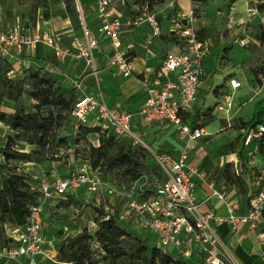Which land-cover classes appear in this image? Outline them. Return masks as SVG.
Wrapping results in <instances>:
<instances>
[{"label": "built area", "instance_id": "built-area-1", "mask_svg": "<svg viewBox=\"0 0 264 264\" xmlns=\"http://www.w3.org/2000/svg\"><path fill=\"white\" fill-rule=\"evenodd\" d=\"M247 2L256 7L259 0ZM80 9L77 4L81 23L79 31L72 28L67 32H58L41 27L36 29V26L32 30L28 21H16L8 26L0 24V57L18 62L25 52L32 53L38 47H47L53 51L56 63L74 58L82 61L88 69L93 66L95 51L105 43L109 50L106 66L115 69L123 77L133 75L135 69L132 58L121 41L122 30L124 27L146 24L149 27L147 42L151 43V39L160 34L161 22L157 13L149 11L147 6L143 5L141 8L135 7L137 13L125 16V20L111 6L110 0H97V25L95 29H91ZM255 9L249 7L250 11ZM170 23L171 35L177 48L166 51L161 63L153 72H143L139 75L145 99L138 114L146 124L169 122L175 125L176 137L182 145L177 154L156 151L132 130L134 114L119 103H107L96 77V69H92V74L96 77L94 93L84 92V73L71 78L68 85L76 93L71 109L72 133L76 134L81 129L98 125L109 128L116 137L127 139L132 145L149 153L163 176L162 181L154 185V188H149L148 178L143 175L128 185L116 186L101 180L85 161L80 169L63 177L41 182L38 203L31 208L26 224L8 230V235L15 245L0 248V264H39L40 258L55 261L53 259H56L57 250L54 243L47 240L43 234V210L46 205L54 207L56 199L75 194L79 188L93 194L100 192L105 201L110 198H127V208L123 215L120 214L119 220L123 223L124 217L127 216L136 223L141 232L153 235L157 246L163 251H168L185 261L193 255H198L202 264H222V259H229L217 232V226L224 220L230 223L232 229L248 225L251 231H258V236L264 239V232L261 230L264 226V156L260 157L261 164L249 159L242 161L241 165L238 156L236 164L233 163L236 175L240 176L246 185L245 195L236 190L238 196H234L211 182L208 183L209 195L202 201L196 197V180L203 181L207 178L198 166L191 162V148L192 143L206 136L207 132L204 127L189 122L187 117L196 103L198 89L205 75V59L211 52V46L206 40L197 38V29L190 14L186 15L181 11L171 13ZM229 85L236 89L240 82L231 78ZM91 117L98 122L89 125ZM262 135L264 124L243 129L242 147H251L253 141ZM240 154L254 155H244L242 152ZM213 197L223 203L226 209L224 216L217 214L213 207H203V204L209 203ZM240 200L246 202L242 212Z\"/></svg>", "mask_w": 264, "mask_h": 264}, {"label": "rangeland", "instance_id": "rangeland-1", "mask_svg": "<svg viewBox=\"0 0 264 264\" xmlns=\"http://www.w3.org/2000/svg\"><path fill=\"white\" fill-rule=\"evenodd\" d=\"M167 1L169 0H163L161 3L152 6L153 11L158 12L160 21L168 14L178 10L186 15L190 14L194 27L197 30L205 29L203 37L212 47V64L208 73L211 98L207 91L199 92L200 102L206 98L209 103L203 112V116L198 117L199 122L204 124V128L212 132V136L199 139L192 151L203 150L212 159L218 160L225 157V160L228 154L233 153V148L237 143V138L231 140L228 138L229 133L232 131L236 133L246 126L244 123L264 121V9L259 8V5L264 1L259 0L256 7L254 4H248L247 0H235L229 7H227L228 0H190L188 5L182 2L179 4L177 0H172L168 7L165 5ZM130 2L133 0H110L112 7L118 14H123L127 3ZM45 5L49 8L51 17L58 19L57 21L61 22L65 17L70 20L69 16L63 13L64 5L59 1L0 0V24L8 26L12 22L28 21L33 30L37 19H41L37 15L44 14L42 7ZM96 5L97 0H93L92 7L84 10L86 11V15L84 14L86 22L96 16ZM174 5L175 9L171 8ZM61 6L63 11H60ZM249 7L256 9L250 11ZM73 18L74 20H70L71 26L78 27L77 14L73 15ZM123 18L125 19V17ZM133 28L137 31L135 36H129L130 42L139 45L142 49L144 43L152 45L155 38H152V42L148 43V33L136 27H126L128 31ZM142 33L143 35H141ZM24 65L15 63L11 77H20L25 73ZM231 78H236L240 82V88L236 91L231 90L229 85ZM35 104V101L25 93L22 94L17 103L7 99L3 88L0 86V111L13 112L17 105H20L25 111H34ZM219 106L222 109H227L229 114H220L218 110L215 113ZM39 112L41 116H46L51 112L54 116L56 110L46 106L41 107ZM213 122H216L218 126L214 128ZM71 135L72 132L68 124L66 122L61 124L60 119H56L51 125L46 138L47 143L40 150V154L31 155L34 161L12 160L9 161V164H5L4 168H1L3 164H1L0 156V179L6 176L7 171H15L26 175L30 181L47 182L80 169L83 164V157L86 155L84 151L86 144L83 137H80L74 144L70 139ZM148 135L150 140L154 139L153 131H150ZM13 136L14 132L10 127L0 123V147L6 143L9 137ZM61 139L67 141L61 142ZM13 147L27 152L37 149L35 145H30L24 140L14 143ZM112 177V173L107 174V181L113 183L109 180ZM211 178L218 179V183H220L222 173L215 169ZM227 184L223 181V186H227ZM103 198L100 192L93 194L84 188H79L72 196L65 197L56 206L47 209L46 215L53 217L52 219L55 221L48 232L55 236L57 241L68 234L74 235L83 228L92 233L95 230L93 220L96 216V206H104L107 211L115 209L123 215L127 208V198H112L111 202L108 199L105 201ZM124 218L127 223H134L127 216ZM130 230L134 232L133 228ZM92 246L99 253L98 244L93 241ZM193 256L186 261L190 264H202L200 257ZM228 257L229 259H222V264H236L230 255ZM53 260L56 262L49 260L42 262V264H70L58 262L57 258ZM4 264L18 263L5 262Z\"/></svg>", "mask_w": 264, "mask_h": 264}, {"label": "trees", "instance_id": "trees-1", "mask_svg": "<svg viewBox=\"0 0 264 264\" xmlns=\"http://www.w3.org/2000/svg\"><path fill=\"white\" fill-rule=\"evenodd\" d=\"M52 1L63 3L64 13L69 16L70 20H74L73 15L77 14L78 27H72L75 31L81 28L77 4L84 17V14L86 15L84 10L92 7L93 2V0ZM162 1L133 0L127 3L123 14L119 15L122 17L134 15L137 13L135 7L141 8L143 5H146L149 11H153L152 6ZM234 1L228 0L227 7ZM259 8L264 9V2L259 5ZM42 10L44 14L39 13L37 17L40 16L43 20L49 19L51 17L49 8L45 5ZM204 32L205 29H198L197 38L205 40ZM14 64L15 62L0 57V86L5 92V97L17 103L25 93L36 104L34 111H25L20 105H17L10 113L0 111V123L10 127L14 132V136L9 137L0 147L1 164H3L1 168L12 160L34 161L31 155L40 154V150L47 143L46 138L51 125L56 119H60L61 124L66 122L71 130V109L76 97L72 87L62 85L55 75L43 66L24 65L25 73L20 77H11ZM46 106L56 110L54 116L52 112L46 116L40 115L41 107ZM193 124L204 127V124L199 121ZM244 124L246 126L242 129L255 128L259 124H264V121H251ZM80 137L84 138L86 144L84 149L86 155L82 162L86 161L90 170L96 172L101 180L108 182L107 174L112 173L113 177L109 180L113 182L112 184L121 186L128 185L145 175L149 181V188H154V185L162 181L163 176L152 156L143 148L132 145L127 139L116 137L109 128L98 125L94 128L81 129L76 134L72 133L70 139L76 144ZM21 140L35 145L37 149L27 152L13 147L14 143ZM65 140L60 141L65 142ZM253 148H256L254 154L259 157L264 156V135L253 141L251 150ZM237 156L241 160V165L242 161L250 158V155L242 156L240 153ZM217 171L222 173L225 182L230 186H235L238 193L245 195L246 185L244 180L236 175L233 163L227 162ZM40 183L39 180L30 181L26 175L15 171H7L6 176L0 179V248L15 245L8 235V230L13 227H23L26 224L31 208L38 203ZM70 195L67 196L70 197ZM61 200V198L56 199L54 206ZM49 208L51 207L46 205L43 210V234L47 240L53 241L57 250L58 262L70 264H190L168 251H163L157 246L153 235H140L129 230L119 220L118 211L115 209L107 211L104 206L95 207L96 216L93 220L95 230L92 233L83 228L74 235L68 234L57 241L55 236L48 232L49 228L53 227L52 223H55L53 217L46 215ZM262 217H264V209H262ZM261 230L264 232V226ZM93 241L98 244L99 253L93 249Z\"/></svg>", "mask_w": 264, "mask_h": 264}, {"label": "crops", "instance_id": "crops-1", "mask_svg": "<svg viewBox=\"0 0 264 264\" xmlns=\"http://www.w3.org/2000/svg\"><path fill=\"white\" fill-rule=\"evenodd\" d=\"M172 0L167 1L165 4L167 7L170 6ZM180 4L182 3H190V0H177ZM186 7V6H183ZM171 8L175 9V5ZM185 9V8H183ZM81 10V9H80ZM60 11H63V7H60ZM116 11V10H115ZM179 11V10H178ZM117 12V11H116ZM64 13V12H63ZM158 13V12H157ZM171 13L168 14L161 22L160 34L155 37L152 45L143 44V49L138 45H135L133 42L129 41V36L134 35L136 33V29L127 30L126 27L123 28L121 34V41L123 46L126 48L128 54L131 56L133 65H134V73L129 77H123L118 74L115 69L108 68L106 66V55L109 50L106 47L105 43H102L100 48L95 51V58L93 61V66L91 68L86 69L82 61L76 60L74 58H68L63 63H56L53 51L50 48L38 47L35 52L29 53L25 52L24 57L15 62L16 64H25V65H39L45 66L48 70L53 71L55 77L59 80L62 85L68 86L71 78L84 73L85 74V86L84 92L91 94L95 92V78L97 77L99 81V86L105 99L108 104L119 103L122 107L130 110L134 116L132 118V130L138 133L147 144L160 152H168L177 154L180 148L182 147L181 143L178 141L176 137V128L175 125L169 122H154L151 124H146L142 121L140 115L138 114L142 103L145 99V94L142 90L141 83L139 81V75L143 72H153L161 63L163 54L166 51L175 50L177 48L174 37L171 35V23H170ZM58 20V19H57ZM56 18L50 17L47 20H37L35 26L38 28H48L53 29L58 32H67L72 30L70 20L65 17L63 21L59 22ZM87 26L91 29H95L97 25L96 16L89 21L86 22ZM137 29L145 30V33H149V27L146 24H142ZM131 33V34H130ZM143 35V33L141 34ZM135 38V37H134ZM65 39V38H64ZM212 48V47H211ZM212 51V49H211ZM212 64L211 52L205 59L204 69L205 75L203 77L202 83L198 89L197 100L192 109L190 110L187 120L189 122L200 121L197 120V116L200 118L209 103L206 98L200 102L199 100V92L207 91L211 98V89L209 88V68ZM96 69V77L92 74V69ZM240 87L236 89H231L233 91L238 90ZM210 100V99H209ZM220 111V114H229L227 109H222V107H218L215 110ZM98 121L94 117L89 119V125L95 124ZM212 126L215 128L218 126L216 122L212 123ZM205 129V128H204ZM206 130V129H205ZM153 131L154 139L150 140L148 133ZM227 131V130H224ZM223 131V132H224ZM243 129L235 132H230L228 138L234 139L237 138V143L233 148V153L228 154L225 157L220 159H212L211 156L207 155L203 150L192 151L193 146H195L196 142L192 143L190 159L191 162L196 164L198 168L205 174L206 180H196V185L194 188V192L198 200H204V198L209 195L210 190L208 188V183L215 182L214 185L222 190L230 192L234 196H238L237 189L235 186H230L227 182L221 178V182L218 179L211 178L214 170L221 169L225 162H230L236 164L237 154L242 152V154L247 155L248 153H254L256 148L251 150V147H242V138L241 133ZM206 136H212V132L206 130ZM222 132V131H221ZM217 132V133H221ZM204 136V137H206ZM92 140V138H91ZM251 160L255 163L261 164V159L258 155L254 154L250 156ZM218 180V181H217ZM224 183L227 186H223ZM104 191V190H103ZM111 199L109 201L111 202ZM113 200V199H112ZM240 203V211H244L246 202L242 200ZM213 207L217 214L224 216L226 214V209L223 203L217 198H211L209 203H204L203 207ZM125 226L129 229L133 228L135 233H143L141 235H145L144 232L140 230V228L134 223H127L125 220L123 222ZM217 232L219 237L224 243L226 251L233 258L236 264H264V239H261L258 236V231H251L248 225H240L236 229H232L231 225L228 221L224 220L217 226ZM199 257L198 255H194ZM193 256V257H194ZM195 257V258H197ZM200 259V258H199ZM49 261L44 258H40L39 264L42 262Z\"/></svg>", "mask_w": 264, "mask_h": 264}]
</instances>
